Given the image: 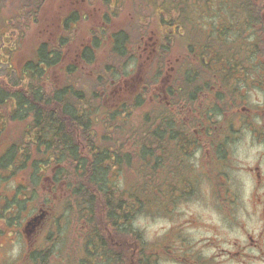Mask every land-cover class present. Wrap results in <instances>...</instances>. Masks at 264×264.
<instances>
[{
  "label": "trees",
  "instance_id": "1",
  "mask_svg": "<svg viewBox=\"0 0 264 264\" xmlns=\"http://www.w3.org/2000/svg\"><path fill=\"white\" fill-rule=\"evenodd\" d=\"M7 1L0 0V11ZM45 1L11 0L4 29L35 19ZM94 1L86 0L89 5ZM99 1L103 22L92 28L76 63L63 65L67 42L61 37L59 44L43 46L26 63L20 82L0 76V185L22 172L25 182L13 204L21 208L26 190L28 202L57 205L56 213H69L67 220L87 229L79 236L77 264L95 256L110 264H152V248L131 224L154 207L169 213L192 194L198 176L190 154L197 139L183 117L207 85L196 67L186 72L173 63L171 52L176 48L181 56L192 49L198 37H192L191 17L213 11L214 2L131 0L132 19L117 29L114 0ZM86 17L83 10H74L65 28ZM151 30L155 44L140 66L139 82L134 89L117 91L115 103L106 105L104 96L113 93L114 78L132 61L128 47L136 51ZM61 63L63 80L56 86L48 71ZM171 66L176 71L169 83ZM50 172L58 196L42 192L43 177ZM52 226L60 227L56 221Z\"/></svg>",
  "mask_w": 264,
  "mask_h": 264
},
{
  "label": "flooded vegetation",
  "instance_id": "2",
  "mask_svg": "<svg viewBox=\"0 0 264 264\" xmlns=\"http://www.w3.org/2000/svg\"><path fill=\"white\" fill-rule=\"evenodd\" d=\"M213 2V10L218 13H214L216 16L212 21L206 23L209 30L206 33H216L222 44L204 45L206 53L200 47L198 50V63L210 66L214 71L208 80L211 86L205 96L204 111L197 113V125L201 130L197 144L203 168L213 180L208 196L212 197L223 215L225 227L229 231L234 229L237 235L232 234L227 239V247L219 244L215 234L205 237L201 244L203 247H214L212 259L216 264L220 262V257L233 264H264V0ZM220 12L226 13L217 16ZM203 24L202 21L200 25ZM224 98L227 102L225 106L221 104ZM212 104L217 107L216 111H210ZM214 112L215 118H212ZM241 135L247 139L246 146L251 149L244 168L231 163L233 148L238 145ZM237 168L245 172V189L231 184L229 172ZM216 176L222 180L219 184ZM4 191L6 197L3 199L10 203L12 188ZM6 207L8 209L4 213L0 211V228L4 229L0 237L11 235L14 227L12 206L8 204ZM239 208L244 211V219L237 218ZM42 227L39 232L44 233ZM212 228L220 230L219 227ZM35 229L32 228L31 232ZM25 231L30 230L23 223L19 236L24 250L17 259L12 257L10 246L14 243L11 237L0 241V251L4 254L0 256V264H56L49 263V260L51 256L59 257V253L33 252L35 241L30 242L29 237L28 242ZM170 252L173 253L172 250ZM44 257H47L46 260ZM199 257L196 264L208 262V259Z\"/></svg>",
  "mask_w": 264,
  "mask_h": 264
},
{
  "label": "rangeland",
  "instance_id": "3",
  "mask_svg": "<svg viewBox=\"0 0 264 264\" xmlns=\"http://www.w3.org/2000/svg\"><path fill=\"white\" fill-rule=\"evenodd\" d=\"M112 2L114 3L113 6L118 7V16H114L115 20H112L113 27L118 29L119 26L124 25L127 22L128 17L131 16L133 12V4L129 3L127 0H114ZM74 10H83V12L87 14L88 19L87 22L79 21L76 28L77 30H73V34L71 35H66L67 43L64 45L61 53L63 54V65L76 63L75 61H77L79 49L85 46L90 39L91 33H88V31L92 30V25L99 24L100 14H102L101 11H103V5L99 0L94 1L90 5H87L83 0H47L42 7L39 25H32L31 23L23 38L19 37V32H16L13 29L0 38V76H5L8 81L13 84L20 82L22 80V72L26 62L34 57V51L35 49H38L40 43H46V41L52 43L55 41L56 35L62 33L59 28L61 23V21H59V17L65 18L66 15ZM225 13L226 12H220V14ZM8 15H10V13L0 17V26L3 23L4 17ZM74 26L75 23H72L70 27ZM62 30H64L63 27ZM68 30L69 29H67V31ZM236 31H239V29ZM0 33H2V31H0ZM132 50L135 54V57L132 59L136 58L141 61V63L147 61L149 55L144 46L142 50L139 48L136 51L134 49ZM132 50L129 46L128 52L130 54H133ZM105 54L106 49L100 53L99 58L102 59ZM138 66L139 65H137L135 61L127 62L124 67L123 74L119 73L118 77L114 78L115 84H113V91L110 90V92L112 91L113 93L106 94L104 96V103L106 105L115 103V100L117 99H113V95H115V93L117 94V91L119 93L121 89L131 90L135 88L134 86H136L140 80V76L137 74ZM60 67L61 66H56L48 71L50 83L56 86H60L63 80ZM109 96L111 97L109 98ZM241 136L242 137L239 139L240 141L238 142V145L233 148L234 154L232 155L231 163L234 166L237 164L241 168H244L246 160L251 155V149L249 146H246L247 139L244 135ZM247 148L248 150L246 151ZM237 170L231 169V172H229L231 176V184L235 188L245 189L246 178L243 175L245 172H241L239 168H237ZM21 173L22 172L18 173L17 176H14L10 179V181H7L9 189L12 187L11 197L17 193L19 185L25 182ZM196 175L200 176V182L197 185V192L191 197H187L175 210L167 214L154 207L152 208V212L141 213L137 215L132 222V228L135 231L138 230L141 232L148 248L151 249L153 245L162 252L166 250V246H168V250H171L173 246V251L175 253L184 255V257L180 256L177 259L175 256L172 258L168 255L161 254V258L159 260L160 264H196L198 259L197 257L200 255L205 259H208L206 264H216V262L212 259L214 247H203L201 244L202 240L205 237L215 234L219 244L222 247H227L229 245L227 239L231 237L232 234L237 235L234 229L229 231L228 228L225 227V219L223 215L216 206L212 197L208 196V193L211 194V192L208 191L211 187L208 178L203 175V172L200 169L197 170L195 176ZM7 186L4 183L1 184L0 191L2 190L1 192H5L4 190L8 189ZM226 186H228V184ZM25 194L29 195L28 191H26ZM20 207L21 208H19L17 204H12L11 213L14 227L10 232L11 235L6 236L11 237L10 240L14 243L10 246L12 248L13 259H17L24 250L19 236L21 226L23 223L25 226L27 223L26 221L39 215L37 210L38 208L34 213H32L33 208L36 207V202L29 201L26 204V201H24ZM237 218L244 219V211H242V208L238 209ZM44 222H42L41 225H43ZM52 224H54V221ZM1 225H3V222H1ZM41 225L38 231L36 230L33 234L30 235L31 232H27L28 242L29 237L30 242H36L38 240L41 233L39 232ZM76 226L79 227L78 225ZM214 226L219 227L220 230L212 228ZM3 231V227L0 228V233H3ZM7 234H9V232H7ZM218 236H221L223 239H220ZM6 237H0V241H5ZM36 247L40 248L41 244H36ZM50 247L55 248L59 252L65 251V248H63L61 244H53ZM71 248L76 249V240L75 246H71ZM194 252H197L198 254ZM0 256H4L3 251H0ZM19 259L21 260V258ZM77 260L78 259L73 258L70 261L67 260L66 257H58V255H56L54 257L51 256L49 263L54 262L56 264H69L71 262L73 264L76 263ZM96 264L110 263L108 261H105V263L97 261ZM217 264H233V262H229L220 257V262Z\"/></svg>",
  "mask_w": 264,
  "mask_h": 264
},
{
  "label": "water",
  "instance_id": "4",
  "mask_svg": "<svg viewBox=\"0 0 264 264\" xmlns=\"http://www.w3.org/2000/svg\"><path fill=\"white\" fill-rule=\"evenodd\" d=\"M43 217V216H42ZM37 218H34V220H36ZM32 222L29 223V225H31Z\"/></svg>",
  "mask_w": 264,
  "mask_h": 264
}]
</instances>
